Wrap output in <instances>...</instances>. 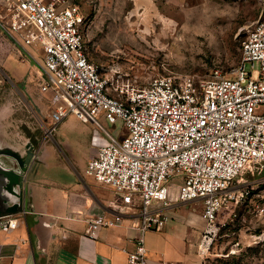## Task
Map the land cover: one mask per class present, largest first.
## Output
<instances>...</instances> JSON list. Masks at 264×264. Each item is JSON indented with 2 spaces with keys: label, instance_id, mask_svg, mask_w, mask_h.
<instances>
[{
  "label": "built area",
  "instance_id": "obj_1",
  "mask_svg": "<svg viewBox=\"0 0 264 264\" xmlns=\"http://www.w3.org/2000/svg\"><path fill=\"white\" fill-rule=\"evenodd\" d=\"M2 4L0 27L45 77L41 89L51 94V133L70 115L96 127L98 154L86 173L114 189L121 201L110 205L111 213L88 220L87 237L121 225L125 213L136 210L139 234L127 264H149L146 234L166 228L167 210L175 204L200 201L207 224L204 249L219 212L251 194L249 183L241 187L239 180L249 172L264 173V19L246 34L240 64L231 74L158 76L145 88L114 91L89 58L85 17L77 5L70 0ZM33 46L42 62L29 50ZM174 177L181 178L179 186L171 185ZM17 226L13 216L0 218L3 231Z\"/></svg>",
  "mask_w": 264,
  "mask_h": 264
},
{
  "label": "rangeland",
  "instance_id": "obj_2",
  "mask_svg": "<svg viewBox=\"0 0 264 264\" xmlns=\"http://www.w3.org/2000/svg\"><path fill=\"white\" fill-rule=\"evenodd\" d=\"M70 1L85 17L89 57L114 91L145 88L158 76L209 78L213 70L231 74L240 64L246 34L264 19V0ZM2 6L0 0V15ZM29 50L42 62L39 48ZM40 71L0 27L1 155L17 164L45 145L85 174L94 126L70 115L51 134V104L41 92ZM241 179V187L247 181L252 192L220 211L202 249L205 264H264V173L249 172ZM180 184V177L171 181ZM198 205L173 208L194 212ZM206 229L205 223L201 243Z\"/></svg>",
  "mask_w": 264,
  "mask_h": 264
},
{
  "label": "crops",
  "instance_id": "obj_3",
  "mask_svg": "<svg viewBox=\"0 0 264 264\" xmlns=\"http://www.w3.org/2000/svg\"><path fill=\"white\" fill-rule=\"evenodd\" d=\"M20 52L27 55L21 49ZM89 58L92 61V56ZM40 76L42 84L45 77L41 71ZM41 92L49 95L53 110L50 92ZM50 120L52 125L51 114ZM95 137L94 126L85 174L64 162L53 147L42 145L25 168L7 163L0 148V165L24 175L22 187H14L15 192L23 195L21 202L14 198L7 184L0 183V218L13 216L18 222L13 230L0 229V264H127L139 234L136 210H128L121 225L99 230L95 239L87 237L88 220L111 213L110 205L121 201L114 189L86 173L88 162L98 154ZM172 200L176 203V193ZM14 203L19 204L18 208L9 209ZM191 203L199 204L196 211L168 209L170 221L166 228L146 234L149 264H205L201 247L204 205L200 201L188 204Z\"/></svg>",
  "mask_w": 264,
  "mask_h": 264
},
{
  "label": "water",
  "instance_id": "obj_4",
  "mask_svg": "<svg viewBox=\"0 0 264 264\" xmlns=\"http://www.w3.org/2000/svg\"><path fill=\"white\" fill-rule=\"evenodd\" d=\"M31 158H33L32 154H30L26 161H17V165L21 166L23 168L27 167L31 162ZM24 182V175H22L18 170L15 169H7L4 166L0 165V183L7 184L8 190L12 193L14 198H19V201L21 202V198H23V195L18 194L14 191V187H22ZM19 202V203H20ZM19 204H13L9 209H17ZM2 218V217H1Z\"/></svg>",
  "mask_w": 264,
  "mask_h": 264
},
{
  "label": "trees",
  "instance_id": "obj_5",
  "mask_svg": "<svg viewBox=\"0 0 264 264\" xmlns=\"http://www.w3.org/2000/svg\"><path fill=\"white\" fill-rule=\"evenodd\" d=\"M262 244V243H261Z\"/></svg>",
  "mask_w": 264,
  "mask_h": 264
}]
</instances>
